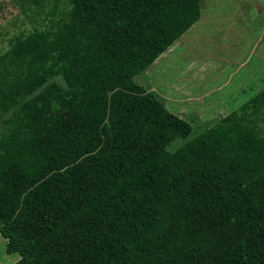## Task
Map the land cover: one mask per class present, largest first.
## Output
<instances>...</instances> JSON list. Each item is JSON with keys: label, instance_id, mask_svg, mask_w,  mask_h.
<instances>
[{"label": "trees", "instance_id": "16d2710c", "mask_svg": "<svg viewBox=\"0 0 264 264\" xmlns=\"http://www.w3.org/2000/svg\"><path fill=\"white\" fill-rule=\"evenodd\" d=\"M56 6L0 53L13 264H264V170L243 152L264 137V88L241 82L237 108L176 146L190 122L133 80L199 20L201 0Z\"/></svg>", "mask_w": 264, "mask_h": 264}, {"label": "rangeland", "instance_id": "374dc122", "mask_svg": "<svg viewBox=\"0 0 264 264\" xmlns=\"http://www.w3.org/2000/svg\"><path fill=\"white\" fill-rule=\"evenodd\" d=\"M55 2L57 10L66 9V0H43L42 12L32 18L14 0H0V53L13 37L48 22L46 16ZM200 15L191 30L133 77L147 91L156 93L168 110L190 122L191 134L175 139L172 143L176 146L204 130L203 123L226 113V97L238 83L255 80L251 95L264 88V0H201ZM59 16L57 13L54 19ZM235 98L234 93L230 101ZM215 99L225 101L213 107ZM252 145L254 151L245 145L243 152L264 170V137L257 136ZM18 258V253L6 251V241L0 235V264H13Z\"/></svg>", "mask_w": 264, "mask_h": 264}, {"label": "crops", "instance_id": "0c3cea01", "mask_svg": "<svg viewBox=\"0 0 264 264\" xmlns=\"http://www.w3.org/2000/svg\"><path fill=\"white\" fill-rule=\"evenodd\" d=\"M215 19L218 20L216 17H215ZM191 28L189 30H191ZM188 31H186V32H188ZM240 60H242V59H240ZM241 86L242 85L238 83L236 88H235V90L234 91H230L229 94L227 95L228 97H226V99L229 98V100H228L229 103H233L235 100H236V102L234 104H232V105H230L229 103L226 102L228 110H226V113L221 115V117L225 116L226 114H228L229 112L234 110V108H237L239 100H242L244 98V96L247 95V93H245V91L243 92V89L240 88ZM234 93H235V97L236 98L234 100L230 101V99H231V97H232V95ZM224 101H225L224 99H222V100L218 99V101H217V99H215V100L211 101V104L213 105V107H216V106H219ZM205 103H207V101ZM210 121H212V120H210Z\"/></svg>", "mask_w": 264, "mask_h": 264}]
</instances>
